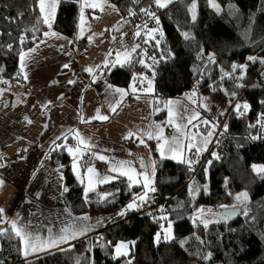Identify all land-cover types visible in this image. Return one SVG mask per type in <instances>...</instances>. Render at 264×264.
Masks as SVG:
<instances>
[{
    "label": "trees",
    "instance_id": "16d2710c",
    "mask_svg": "<svg viewBox=\"0 0 264 264\" xmlns=\"http://www.w3.org/2000/svg\"><path fill=\"white\" fill-rule=\"evenodd\" d=\"M111 3L123 17L117 34H135L136 26L149 18L140 9L152 5L163 35L150 40L147 54L139 48L131 61L110 68L105 73L110 84L130 88L152 67L155 119L163 125L167 101L184 98L195 88L200 95L213 93L223 104L236 100L248 104V118L242 120L235 111L230 112L222 139L225 155L214 159L209 153L198 162V169V165L162 158L155 150L157 172L151 196L160 204L156 222L141 214L143 209L124 212L142 195L140 187L130 188L125 179L85 197V187L72 169L69 154L65 147H57L64 139L59 140L51 164L62 173L68 189L63 194L64 204L75 216L100 219V230L32 260L24 259L19 238L6 232L0 235V264H264V173L253 170V165L264 164V0H195V20L193 0H176L163 9L155 7L152 0ZM78 13L79 0H59L53 29L75 40ZM47 31L37 0H0V99L11 85L23 81L20 57ZM145 39L142 36L136 41L144 46ZM142 55L147 65L142 63ZM249 56L257 60L249 61ZM233 65L238 66L235 71ZM241 65L247 67L241 69ZM243 193L249 201L241 216L216 222L217 214L225 209L220 207L238 204L236 196ZM203 207L215 213L207 227L203 218H197ZM167 221L172 222L174 238L157 245L155 236ZM119 242L131 243L128 257L114 258ZM209 253L210 258L205 259Z\"/></svg>",
    "mask_w": 264,
    "mask_h": 264
},
{
    "label": "crops",
    "instance_id": "0c3cea01",
    "mask_svg": "<svg viewBox=\"0 0 264 264\" xmlns=\"http://www.w3.org/2000/svg\"><path fill=\"white\" fill-rule=\"evenodd\" d=\"M82 2L83 0H79L77 33L72 46L68 42L71 39L53 29L55 19L51 21V28L46 24L49 35H45L33 48L35 51L31 49L23 54L25 64L23 81L11 85L0 99V155L3 156L2 162L7 165L0 168V178L4 181L3 193L13 197L8 201L10 202L8 209L11 208L12 212H15L8 215V220H18V225H28V230L34 234H37L36 227L44 226L41 227L40 235L46 238L49 235V228L55 233L58 229L66 227L65 222L72 220L73 217H84L73 215L63 201L65 181L62 173L51 164V153L59 140L64 139L63 145L67 146L65 151L70 156L72 169L74 154L67 148H76L77 133L79 137L94 145L93 152L104 155L109 160L130 161L137 173L142 172V166H146L144 170L146 171L147 163L153 169L154 161V176L153 171L149 172L152 179L151 187L154 188L157 172L155 150L161 156L158 151L159 142L156 139H146L144 143L134 140L135 137L141 138L139 132L142 129L150 130V126L157 123L154 88L148 91L143 89L144 84H135L130 88H120L110 84L106 80L105 73L112 67L125 64L116 63L113 66V60L109 59L110 53L103 57L104 62L101 66L104 71L102 70L101 73L97 72V69L88 73L83 68L81 59L89 50L86 46L93 37H96L94 30L91 29L93 14L100 9L85 7L84 23L81 24ZM89 2L96 3L101 0H89ZM112 5L111 0H105L104 11L108 12ZM58 7L59 3L55 13ZM116 16L115 29L123 20L119 12ZM53 32L57 35H51ZM130 35L135 34L121 31L112 37L122 40L123 37L128 38ZM79 43L82 46L78 48ZM130 54L129 60H132L134 54L132 52ZM105 62L108 65H104ZM70 80L74 83L70 84ZM115 89L125 90L123 98ZM112 107L116 109L114 112ZM98 116H107L108 119L100 120ZM167 116L170 117L169 113ZM161 125L164 128V137L177 136L173 125L166 123ZM130 132L136 135L126 139ZM65 135L67 139L64 138ZM178 137L184 136L180 134ZM185 141L184 138L182 144L186 147ZM80 147L83 148V145ZM167 154L165 153V158H169ZM77 167L81 172L80 181L85 179L84 187L87 182L84 176L86 167H94L98 174L97 182L94 184L95 190L118 179H125L130 188L140 187L142 195L147 191L142 182H136L142 181V177H135L133 181H129L126 176L109 171L111 167L109 162L98 160L93 156L84 155L79 159ZM104 176L115 178L107 183H99V178ZM152 192L147 191V202L143 203L139 210L148 207L149 199L153 198ZM134 200L140 204L138 197ZM94 218L89 217L86 220L89 227L86 234L59 244L62 247L60 249L95 234L96 232L92 230ZM5 226L11 224L6 223ZM33 253L30 252L28 256L31 258L34 256Z\"/></svg>",
    "mask_w": 264,
    "mask_h": 264
},
{
    "label": "rangeland",
    "instance_id": "374dc122",
    "mask_svg": "<svg viewBox=\"0 0 264 264\" xmlns=\"http://www.w3.org/2000/svg\"><path fill=\"white\" fill-rule=\"evenodd\" d=\"M174 1H176V0H173V2ZM113 6L114 5H112V7H110L108 12H106L104 10L103 11L99 10L98 12H96V14H93L91 29L94 30V34L96 37H93L91 42H89L87 44L86 48L88 47V49H89L88 54L83 56L81 59V64H82L83 68L86 70L91 68L92 70L97 69L96 71L97 72L99 71V73H101L102 70L104 71V69L101 66L104 62L103 57L105 55H109V53H110L109 59L113 60V63L116 60V54L118 52L121 53V57H120V63L121 64L127 63V61L130 59V57H129L128 60H125V57L123 55L125 52H130V53L132 52L135 55L136 52H138L137 49L141 48L142 50H140L139 52L142 54H147V50L150 47L148 45L151 44L150 40H154L151 38V36L148 35V30L149 29H159V31L152 33V35H154L155 38L160 35V32H162L160 20H159V24H157L155 20L148 18L147 20H144L143 22L139 23L136 26L138 29L135 31V33L137 31H139V33H140L138 36L137 35H130L128 38L123 37L122 40L115 39V37H112V36L117 34L116 33L117 29L114 28V25H115L114 21L116 20L115 18H117L116 15L118 14V10L115 8V6L114 7ZM56 15H57V13H55L54 19L56 18ZM156 16H157V14H156ZM145 24L147 25L146 27H145ZM98 35H100V36H98ZM132 36H134V37L132 38ZM142 36L143 37L145 36V38H146L144 41L145 42L144 46L138 44L137 41H134V40H136V38L138 39ZM114 39L116 41L115 43H114ZM68 42L71 45L73 43V40L68 41ZM136 45H139V47L135 48V51H132V49ZM111 49H112V52H110ZM141 60H142L143 64L147 65L145 55L141 56ZM129 61H131V60H129ZM104 65H108V64H106V62H105ZM148 66H150V65H148ZM149 69H150V71L147 72L146 74H144L143 76H141V78L135 84H139V85L144 84L143 89L145 88V90L147 89L148 91H151V89L154 88V71H153L152 67H149ZM88 73H89V71H88ZM135 84H133L132 86H134ZM168 102H171V103H168ZM237 104L243 105L241 103H237V100L234 102H226L223 104L222 102L215 100L213 93H210L208 95H202V94L200 95L198 93V91L196 90V88L191 90L184 98L168 100L167 104L165 106V109H166L167 113H169V110H171V117L167 116V121L169 120V118L172 120L171 125L174 126V128H175L174 131H176L177 136L180 134H183V136L186 139V141L184 143L188 144L190 139H191V136L195 135L196 136L195 140H191V142L193 144L197 145V147H200V146H202L200 143L201 138L206 137L208 131H212V136L208 138V143L206 146H204L203 151H201L197 154L196 147L192 148L190 151L187 150V148L185 147V151L178 158H175V159L171 158V156H169V154H167L169 159H172L174 161H179V162L181 160L188 161V160L194 159V162L191 165L193 167H196L198 165V162L200 160H201V162H203L204 157L206 155H208L209 153L212 155V157L214 159L221 158L222 156H224L225 155V150H224L225 146L222 144V139L224 138V135H225L224 125H225V121L227 120L228 115L233 110L239 115V117H242V120H246L248 118V112H249L248 109L245 110L243 107H241L239 110H237L236 109ZM195 113H199V116L192 120V124H187L188 118L191 116H194ZM221 113H223V115ZM202 121H207L208 124L205 125L204 123H202ZM165 122H166V120H165ZM156 124H161V123H156ZM176 125L181 126L180 130H177ZM185 125H186V130L184 128ZM193 125H199V126L193 127ZM139 134L141 135V131L139 132ZM140 139L146 140L149 138L147 136H141V138L135 137L134 140H135V142H138ZM165 153H167V152L165 151ZM192 154H195V157H192ZM173 155H175V154H173ZM210 162H211V160H209L208 163H210ZM184 163H186V162H184ZM147 164H148V166H147L148 168L146 171L148 172V175H149V172L151 173L153 171V169H151V166L149 163H147ZM199 166L200 165H198L197 169L199 168ZM255 166L260 167V166H264V164H257ZM144 170H145V167L142 166V172ZM3 189H4V187H0V208H3L5 210V212L2 215L4 217H6L7 219H9L8 215H12L15 213V212L14 213L12 212L10 206H9L10 209H8V205L10 204V202L8 203V201L13 197L9 196L6 193L4 194ZM241 200L244 202L241 203L240 201H238V204H236V206L239 208H242L245 204L248 203L249 197L247 196V199L244 200V197L241 195ZM133 201L131 203H133ZM136 203L138 204L137 201H136ZM138 208H135L133 210H137ZM201 209L204 210L203 213H201V211H200ZM201 209L199 210L198 215H197L198 219H202L203 217L213 219L215 217V215H213L214 209H212V208L206 209L204 207ZM128 211H132V210H127V211L124 210V212H128ZM77 218H79V217H77ZM77 218L73 217L72 220L65 222V226L66 227H72V226L88 227L86 220L77 219ZM92 222L94 224L92 230H93V232L97 233L100 230V227L96 226V224L100 223V219L94 218L92 220ZM169 222L170 221L163 222V229H168ZM5 224L6 223H0V229H3L4 227H6ZM38 224H40V223H38ZM41 227H44V226L39 225L38 227H36V228H38L37 234H41V232H40ZM163 229L159 232L160 233V241L159 242L156 241V236H155V243L157 245L160 243L170 242L174 238L172 222H171V229L167 233V235L170 238L167 240L164 239L165 233H164ZM60 230L61 229H58V231L55 233L52 232L51 235L55 236L56 234L60 233ZM44 237L46 238V236H44ZM123 243L127 244L128 247H127V249L122 248L121 252L122 253L126 252L127 255H122L118 258L128 257V255L130 254L131 243L130 242H123ZM119 244H121V242H119L117 245H119ZM72 245H70V246H72ZM22 247H23V245H22ZM60 248H62V247H60V245H59L58 247H50V248H47V249L42 250L40 252H34L33 253L34 256H31V258H30V256H28V257H25L24 255L23 256H24L25 260H32V259L38 258L42 255H45L47 253L55 252V251H57V249L61 250ZM36 255H38V256H36Z\"/></svg>",
    "mask_w": 264,
    "mask_h": 264
},
{
    "label": "snow or ice",
    "instance_id": "6c2138e0",
    "mask_svg": "<svg viewBox=\"0 0 264 264\" xmlns=\"http://www.w3.org/2000/svg\"><path fill=\"white\" fill-rule=\"evenodd\" d=\"M104 2L105 0H101V2H96V3H90L89 0H83L82 4H81V24L84 23V8H92V9H97L99 8L101 11L104 10ZM134 2H139V0H134ZM38 3V9L39 12L41 14H43V22L48 24L49 28L52 27V23L51 21L54 19L55 17V10H56V6L59 3V0H37ZM152 3L155 7L157 8H167L169 4L173 3V0H152ZM214 7H217V10H219L218 6H216L215 4L213 5ZM114 7V6H113ZM151 7L152 5H149V7L147 8H141L140 11L145 15L148 16L149 18L153 19L156 21L157 24H159V17L156 16V13L151 11ZM197 5L195 3V0H193V3L191 5V11H192V19L195 20L196 18V9ZM130 14L131 15H135L134 12H131L130 10ZM147 25L145 24V27ZM118 30V29H117ZM159 31V29H149L148 30V35L151 36L152 39H155V36L152 35L153 32ZM81 32H83V28H81ZM139 31H137L135 33V35H139ZM44 35H49V33H45ZM51 35L56 36V33H51ZM160 35L162 36L163 33L160 32ZM185 38H189L188 33H184ZM157 44H159V40L156 41ZM139 45H136L132 51H135V48H138ZM31 51H35V49H32ZM125 60H128V58L130 57V53L129 52H125L124 54ZM120 57H121V53H117L116 54V60L113 63V66H115L116 63H120ZM155 61V57L152 58ZM213 57L209 56V60H212ZM249 61L255 62L257 60L256 57L253 56H249L247 58ZM21 60V71H23L25 64H24V56L21 55L20 57ZM261 63H264V59L261 60ZM64 67H68V65H64ZM237 65H233V71H235V69L237 68ZM241 69H245L247 66L246 65H241L239 66ZM87 71L92 72L93 70L91 68L87 69ZM19 75V73H18ZM224 75H229V73H224ZM26 78V75H25ZM6 83V82H5ZM69 83H74V81L70 80ZM109 87H112L111 85H109ZM116 92L121 93V98H123V95L125 94V90L124 89H115ZM133 91H135V88H133ZM232 95L234 96L235 93H232ZM171 103V102H168ZM241 107H243L245 110L248 109L249 105L248 104H237L236 105V109L239 110ZM116 109L115 107H112V111L114 112ZM223 115V113H221ZM169 116L171 117V110H169ZM199 116V113H195L194 116H191L188 118L187 120V124H192V120L197 118ZM100 120H107L108 117L107 116H98L97 117ZM29 123H31V121H29ZM166 124L171 125L172 124V120L169 119L168 121L165 122ZM202 123H204L205 125L208 124L207 121H202ZM199 125H193V127H198ZM264 126V125H262ZM177 130H180L181 126L180 125H176ZM185 130H186V125L184 126ZM163 131L164 128L161 124H155L150 126V130H141V136H147L149 139H156L159 143H158V151L161 154V157L163 158L165 156V151L169 154V156H171V158H178L184 151H185V146L182 144V140L185 137H178V136H171V137H164L163 135ZM77 138H78V145L76 146L75 149L69 147L67 148V150L70 153L74 154V163H73V170L76 173L78 178H81V172L79 171L77 164L79 159H82L84 155H90L95 157L98 160L101 161H106L109 162L111 164V167L109 169V171L111 172H115L118 173L119 175H123L126 176L129 181H133L135 177H142L143 180L142 181H136V182H142L144 188L147 191H155L154 187H151L152 184V179L151 177L148 175L147 171H143V172H139L137 173L135 171V169L132 168L131 166V162L130 161H124V160H109L108 157L104 156V155H100L96 152L92 151V148L94 147L93 144H91L90 142L86 141L85 139L79 137V134L77 133ZM136 133H132L130 132L128 134V136H126L125 138H131L132 136H135ZM212 136V131H208L207 136L206 137H202L201 138V145L200 147H197V145L193 144L191 142V140H195L196 136L193 135L191 136V139L189 141V143L186 145L187 150H191L192 148L196 147L197 150V154L201 151L204 150V146L207 145L208 143V138ZM65 139H67V136L65 135L64 137ZM140 143H144L143 139H140ZM83 145V148H81L80 146ZM57 147H67L66 145H57ZM175 154V155H173ZM3 161V156L0 155V168L6 167L7 165L5 163L2 162ZM180 162L184 163H188L189 165H191L194 160H188V161H184L181 160ZM143 165V162H142ZM146 167V166H145ZM152 168H153V176L155 173V162H152ZM253 170L255 172H257V174H262L264 173V166H260L257 167L255 165H253ZM84 176L86 177V186H85V197H87V194L89 192L95 191V187L94 184L97 182L96 181V177L98 176V174L96 173L94 167H86V171L84 173ZM115 177H110V176H104L102 178H99V183H107L110 182V180L114 179ZM81 183H85V179H81ZM4 184V181L2 178H0V187H2ZM64 191H68L67 187L64 188ZM147 191H145V193L143 195H141L140 197H138L140 204L138 205L136 203V201L134 200L133 203H130L127 205L125 211L127 210H133L135 208H138L139 206H141L143 203L147 202ZM244 197V200L247 199V193H243L241 194ZM241 195H237L236 199L237 201H240L241 203H243L244 201L241 200ZM221 207L223 208H227L228 206L222 205ZM236 205L232 206V210L231 211H226L223 216L224 218L230 217V216H234L237 214L236 212ZM163 211V210H162ZM201 213H203V209L200 210ZM5 212V210L3 208H0V223H10L11 224V228L10 229H0V235H3L6 232H12L15 234V236L17 238H19V240L22 242L23 248H22V252L23 255L25 257H27L29 255L30 252H37V251H42L45 250L49 247H57L59 244L61 243H66L69 241V239H76L78 236L80 235H84L87 233V231H89V227H85V226H72V227H64L60 230V233L56 234L55 236L51 235L52 233V229L49 228L48 232L49 235L47 236V238L42 237L40 234H34L33 232L29 231L28 225H18V220H11L9 221L6 217H4L2 214ZM120 215H124V212H121ZM213 215H215V213H213ZM244 215H247V213L245 212ZM17 217H19V213H17ZM77 219H83V220H88L89 217L84 216V217H79ZM161 219H166V217H161ZM205 227H207L208 224V219H203L201 221ZM163 229V226H161ZM171 229V222H169V227L168 229H163L165 235H164V239H169L170 237L167 235V233L170 231ZM156 241L159 242L160 241V233H157L156 235ZM133 244L135 243L134 241L132 242ZM128 245L121 242V244L117 245L115 247V256L114 258H118L122 255H127L126 252H121V249H127ZM211 254L209 253L207 256H205V259L210 258ZM77 264H79V262H77ZM130 264V262H129Z\"/></svg>",
    "mask_w": 264,
    "mask_h": 264
},
{
    "label": "built area",
    "instance_id": "2783aa9c",
    "mask_svg": "<svg viewBox=\"0 0 264 264\" xmlns=\"http://www.w3.org/2000/svg\"><path fill=\"white\" fill-rule=\"evenodd\" d=\"M81 46H82L81 43L77 44V47L78 48L81 47ZM159 207H160V204L156 203V200L154 198H150L149 199L148 207L145 208V209H143L141 211V214L150 216V218L152 219V221L156 222L160 218V216L158 214ZM206 209H209V208H206ZM220 209H224V208L223 207H220Z\"/></svg>",
    "mask_w": 264,
    "mask_h": 264
},
{
    "label": "water",
    "instance_id": "95a60500",
    "mask_svg": "<svg viewBox=\"0 0 264 264\" xmlns=\"http://www.w3.org/2000/svg\"><path fill=\"white\" fill-rule=\"evenodd\" d=\"M231 210H232V208H229V207H228V208H225L223 211L219 212V213L217 214L216 222H219V219H223V220L237 219L238 217L241 216L242 212L246 210V207H245V206H243L242 208L236 207V212H237L236 215H234V216H230V217H227V218H224L223 214H224L226 211H231ZM205 218H206V217H203V219H205ZM203 219H202V220H203ZM206 219H208V218H206ZM208 221H209L208 224H210L211 220L208 219ZM208 224H207V225H208ZM101 225H102V222L96 224V226H99V227H101Z\"/></svg>",
    "mask_w": 264,
    "mask_h": 264
}]
</instances>
